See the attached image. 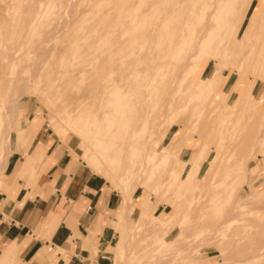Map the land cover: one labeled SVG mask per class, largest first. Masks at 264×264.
<instances>
[{"label":"rangeland","instance_id":"1","mask_svg":"<svg viewBox=\"0 0 264 264\" xmlns=\"http://www.w3.org/2000/svg\"><path fill=\"white\" fill-rule=\"evenodd\" d=\"M67 1L0 0V128L2 132L8 123H12V129L8 134V144L6 147H0V155L3 153L9 160L11 153L17 150L26 156L25 162L31 156L33 162L31 167L29 170L19 173L17 177L23 178L26 181L27 187L34 186L44 174V165L41 163L43 160L36 165L39 158L37 147L33 153H29L28 151L35 144L37 131L41 130L43 133L50 135L52 140L56 141V145L60 148L59 150H66L72 158L88 166L94 173L103 176L109 185L120 194L122 199L115 215L125 211L128 217L124 222L114 221L117 235L111 249V264H123V262L124 264H133L134 262L135 264H264V143H258L253 153H251L250 147H246L247 149L244 150L241 145V141L244 139L243 135L246 134V129L251 127L253 121H255L258 130L264 129V102L263 104H259L257 110L251 108L243 112H231L230 109L225 107L224 102H220L215 111H213L214 106L211 105V98L204 101L192 98L193 101H190V104L189 100L191 99L185 100V103L188 102L186 110L175 112L174 117L181 118L185 123L187 141L197 142V147L206 144L209 157L203 161L199 170L198 179L196 180L198 188H196V185H193L188 187L189 190L182 188L179 191L177 184H171L169 179L163 180L167 177V173L163 167H158L160 168V173L157 172L158 168L155 170L159 176L162 173L160 177L158 174L155 176L156 178L159 177L160 179H157L161 181L160 187L156 186L155 188L156 194L162 197L160 199L157 195L153 196L154 202L157 201V198L160 199L154 209V217L161 216L160 214L165 212H174L172 202H176L177 200L181 207V211L178 214L181 222L179 223L180 225L174 227L172 232L167 236V239L171 241L179 235V240L184 239L182 243L184 246L189 243V246H185L183 250H178L177 244L174 242L173 244L171 243V247H163L157 242L155 231L149 226L150 223L147 224L146 222L144 224L147 220L143 215H141V217L143 216V220H141L142 218L139 219L140 216L138 217V215L141 213L139 212L138 214L137 210H134L135 202L138 203L141 199L140 195L144 191L148 193L149 191L140 186L134 192L131 191V187L125 188V182L120 177L119 171H116V176L111 178L107 177L106 174H101L94 166L84 161L82 150L76 137L69 139L64 136L65 139L62 140L64 138L63 135H59L53 127L52 122L56 121L59 124L64 116L72 111V114H70L72 115L71 120L75 118V122L78 123L76 124L78 133L107 135L110 140L115 135L121 136L123 134V123L121 120L118 119L115 123V120L112 118L111 112L118 109V106H113L116 99H111L109 103L108 96L105 94L106 80L109 77L108 71L111 66H115L118 63L120 58V50H116L115 41L113 40L112 42V39L108 41V23L102 16V13L97 12L106 0H74V3H70L73 0ZM257 1H253L250 12ZM113 2L117 3L116 0H113ZM235 3H239V8L245 5L243 0H232V8L235 6ZM68 4L73 5L74 8H71L74 11L71 8L69 9L72 5L69 6ZM66 5L69 6L68 9ZM65 8L73 12L72 18L69 25L63 29L60 28V30L59 23L62 20V14L63 12H67ZM36 10L37 15H35ZM121 13L125 15L128 14V11L123 10ZM22 14L24 17H22ZM248 16L245 21H248ZM56 24L58 25L57 27ZM51 31L54 32L51 33ZM56 31L60 32L59 38L52 39L48 43L50 49L44 54L39 55L42 44L46 42L50 35L57 36L55 34L57 33ZM256 42H264V37L261 36L258 38V41L256 39L254 43ZM16 48L18 49L19 60L13 65L9 60L8 54ZM228 52L230 54L224 57L223 67L230 66L232 68L236 56L232 55L231 50H228ZM245 53H247L249 61L256 59L255 56H251L254 54H251L249 49ZM109 57H111L109 59L111 62L109 63L108 61L107 65H104ZM240 57L238 56L237 60ZM37 61L41 67L33 74L32 65ZM213 64L214 61L211 60L208 65L209 69L213 67ZM223 70L229 77L232 76L233 79L236 76L235 71L231 69L224 68ZM28 79H31L30 91L24 97L19 98L21 108L16 114H13L12 111L6 113L7 104L20 96V88ZM125 89H127V86L124 87ZM225 92L228 96H231L232 86ZM235 97L236 93L229 100L230 106H232ZM81 102L85 105L78 110L79 103ZM144 105L149 106V102H145ZM93 112L98 113L97 119L99 122L94 129H89L86 126L85 118L88 113ZM197 112L201 113V115L199 116ZM242 113L244 114L242 115ZM242 117L247 120V125L244 126L247 127L246 129L241 125H244L245 122ZM34 118H38L41 125L34 127L32 130L30 126L31 120H34ZM226 118L229 120L227 124L229 123L232 134L222 139L218 128L224 126L223 120ZM236 118H239V120ZM240 125L243 127H241L243 135L241 134L242 131H239ZM211 128L213 129L211 130ZM176 129L177 125H174L166 137V142ZM3 137L4 134H2L1 140ZM229 139H232V159L225 158V160L219 161L214 171L211 168L210 159L213 155L217 154V145L224 144ZM237 141L240 142L238 143ZM215 146L216 148H214ZM234 146H236V149L233 148ZM43 148L45 149L46 146ZM192 150V146L184 145L180 156L183 159H187L191 155ZM234 152L237 153H235V156H233ZM108 153L112 154L113 152L109 150ZM236 161L237 163H235ZM7 164H0V182L8 177L10 179L13 178V174H10L11 169H7ZM236 164L237 168L234 166ZM120 166H118V170ZM218 171L221 172L219 173ZM205 173L209 174V176L212 175V179L206 175L207 178H210L208 180L205 177ZM207 180L208 182L210 181L209 184H207L208 182L205 183ZM213 180L216 181L214 182ZM163 191L167 192L163 193ZM197 194L198 196L203 195L205 200L200 197L198 198ZM195 196L199 201L195 199ZM205 197H209V199ZM200 199L203 200L202 204L200 203ZM199 203L200 207H197L198 209L193 208L196 205L199 206ZM204 204H206V209L204 208ZM209 205L210 207H208ZM133 207L134 209L131 211ZM201 208L206 213L201 211ZM197 211L202 212L201 214L199 213L202 217L200 220H198L200 216H198ZM183 212H185L184 215L182 214ZM194 212L197 214H194ZM129 213L130 215L128 216ZM228 215L231 221L226 226L224 225L221 230H218L217 233L214 230L217 228L216 223L219 224ZM196 218V221L192 220ZM140 220L141 223H139ZM194 222L196 223L194 224ZM211 222L215 223V225ZM138 224L146 226H137ZM197 225L201 227V231H199ZM203 225L204 227H202ZM149 227L152 229L151 231H149ZM181 227L183 231H181ZM206 227H210L211 231L214 230L212 231L213 233L208 229L206 230ZM195 228L197 232L194 234L191 229L196 231ZM187 231L191 237L189 235V237L186 236L188 233H184V236L183 232ZM150 232L154 238L149 235ZM153 239L156 241H153ZM154 242L157 247L160 246L158 248L161 251L159 249V251H155L157 247L151 246ZM148 246H150V251ZM152 248L154 249L152 250ZM164 248L168 249V251ZM131 252L134 256L130 255ZM152 252H155L154 255ZM139 253L143 254L140 255ZM164 253H168V256H171L172 253L175 255L173 254L172 258H168ZM155 255L162 258H157L156 261Z\"/></svg>","mask_w":264,"mask_h":264},{"label":"bare ground","instance_id":"2","mask_svg":"<svg viewBox=\"0 0 264 264\" xmlns=\"http://www.w3.org/2000/svg\"><path fill=\"white\" fill-rule=\"evenodd\" d=\"M116 1L117 3L113 2V0H106L97 12H101L108 23V41L112 39L113 42L114 40L116 50H120L118 63H116L115 66H111L108 71L109 77L106 80L105 94L108 96L109 103L111 99H116L113 106H118V109L113 110L111 113L115 123L118 119L123 123V134L121 136L115 135V137L110 140L107 135L78 133L76 125L78 123L75 122V118L71 120L72 115L70 114H72V111L66 114L59 124L56 121L52 122L53 127L56 129L55 131H57L59 135H63V137L66 136L69 139L76 137L79 141V147L82 150L84 161L94 166L101 174H106L107 177L111 178L116 176V171H119L120 177L125 182V188L131 187V191L133 192L138 186L146 188L149 193L144 191V193L140 195L141 199L138 203L135 202V209L133 207L131 211L133 209L137 210L138 214L139 212L141 213L138 215V217L140 216L139 219L144 216L147 220L144 224L146 222L147 224H151H149V226L155 231L157 242L160 245L168 247L174 242L177 244L178 250H183L189 243L184 246L182 244L184 239L182 238L179 240V235L174 239L175 241L167 239V236L172 232L174 227L180 225L179 223L181 222L178 217L181 211L178 201L172 202V206L175 210L174 212H165L160 214L161 216L154 217V209L162 197L156 194L155 189L156 186L158 187L161 185L159 177L162 173L159 176L158 173L161 171L158 167H163L167 173L166 175L168 178H162L163 180L166 181L169 179L171 184H177L179 191L182 188L188 189V187L196 185L199 170L203 161L208 159L209 152L206 148V144L197 147V142L187 141L185 123L181 118L177 116L174 117V115L176 111L186 110L188 102L185 103V100L191 99L189 100L190 104V101H193L192 98H197L202 101L211 98V105L214 106L212 109L213 111H215L220 102H224L225 107L230 109L231 112H243L251 108L257 110L259 104H263L264 42L254 43V41L256 39L258 41V38L261 36L264 37V0H258L251 12L250 9L254 0H243L245 5L242 8H239V3H235V6L232 8V0ZM74 2V0L73 2L70 1V3ZM121 2L122 4H120ZM68 5L70 6L72 4ZM69 6H67V9ZM71 7L74 8L72 5L69 9ZM123 10H127L128 14L123 15L121 13ZM23 11H25V9H23ZM72 11H74V9H72ZM72 11L67 10V12H63V14L61 12L62 20L59 23V29H63L69 25L72 18ZM115 11L117 12L116 14ZM23 14L22 17H24ZM35 15H37V10L35 11ZM247 16L248 21H245ZM57 26L56 24V27ZM55 29L58 30L57 28ZM59 31L55 33L57 36L53 34L50 35L46 42L42 44L39 55L44 54L50 49L48 43L60 35L61 31ZM53 32L51 31V33ZM247 49L251 51V54H254L251 56H255V60H248V55L245 53ZM228 50H231L232 55L236 56L232 68L228 65H226L228 67H223L224 57L230 54ZM238 56L241 57L237 60ZM8 57L11 64L14 65L17 63L19 60L18 49L16 48L9 53ZM110 58L111 57L108 58L104 65H107L108 61L109 63L111 62V60H109ZM211 60L214 61V64L213 67L209 69L208 65ZM40 67L41 65L38 61L34 62L32 65V73L34 74ZM224 68L235 71L236 76L234 79L232 76L229 77V75L226 74L223 70ZM246 74L249 75L247 76ZM30 85L31 79H28L20 88V96L18 94L19 97L17 99H13L7 104L6 113L12 111L13 114H16L18 112L21 108L19 98L24 97L26 93L30 91ZM125 86H127V89L124 90ZM231 86L232 95L228 96L225 91L230 89ZM235 93L236 97L232 102V106H230L229 100L233 98ZM218 94L219 96H217ZM145 102H149V106H145ZM84 105L83 102L79 103L78 110ZM122 107L124 108L122 109ZM158 112L159 114H157ZM198 114L199 116L201 115V113ZM243 114L244 113H242V115ZM193 115H195V113H193ZM97 116L98 113L95 112L87 114L85 119L86 126H88L89 129H94L98 124L99 120ZM249 117L251 118L250 115ZM236 119L239 120V118ZM242 119L240 120L244 122V125H241L244 127L247 125V120H245L244 117H242ZM227 122H229V120L227 118L224 119V126L218 128L222 139L232 134V129ZM40 123L38 118H34V120H31V129L33 130L34 127L41 125ZM174 125H177V129L166 142V137L169 135ZM241 125L239 126L240 132L242 131ZM244 128L246 129L247 127ZM11 129L12 123H8L3 132L0 128V147L7 146L9 141L8 134ZM212 129L213 128H211V130ZM246 130V134L244 135L242 134L243 131L241 132L244 136L241 145L244 150L247 149L246 147H250L251 153H253L258 143H264V129L261 131L258 130L255 121H253L251 127ZM201 132L204 133L203 130H201ZM2 134H4V137L1 140ZM64 139L65 137L62 140ZM235 144L237 145V143ZM184 145L193 147L191 155L187 159H183L180 156V152ZM217 146V154L213 155L210 159L211 168L213 170L217 167L216 165H218L219 161L225 160V158L232 159V139L226 140L224 144L222 143ZM214 148H216V146ZM233 148L236 149V146ZM107 150H111L113 153L109 154ZM235 153L236 152H234L233 156L237 154ZM7 163L8 158L1 153L0 164L6 165ZM32 163V158L29 156L26 162H22L18 171L23 173L29 170ZM235 163H237V161ZM119 165L121 166L118 170L117 168ZM234 166H236V168L238 167L237 164ZM155 170H157L158 173ZM218 172L220 173L221 171ZM156 174H158L159 177L157 178L159 179L155 177ZM206 175L209 176V174L205 173L206 178ZM211 176L212 175L209 177ZM209 177L207 178L208 180H210ZM208 180L205 181V183H207ZM200 182L203 183L202 181ZM209 183L210 181L207 184ZM198 187L199 186L196 185V188ZM166 192L163 191V193ZM154 195L160 198H157L156 202H154L155 199L153 200ZM196 196H198V194ZM201 196H198V198L204 199V196ZM209 197L205 198L209 199ZM198 198L196 197L195 199L199 201ZM202 201L203 200H201L200 203ZM200 203L199 206L196 205V207L194 206L193 208L200 207ZM210 205L208 207H210ZM205 207L206 204H204V208ZM201 209V211L205 212L203 208ZM185 212L182 214L184 215ZM197 213L198 216H200L202 212L197 211ZM197 213L194 212V214ZM191 214H193V212H191ZM129 215L130 213L128 216ZM141 215L143 216L141 217ZM229 215L226 218L224 217L219 224L216 223L217 228L214 229L216 232L221 230L224 225L226 226L229 224L231 221ZM195 216L198 218L197 215ZM115 218L116 221L124 222L128 217L125 211H123L122 213L116 214ZM197 218L192 220L196 221ZM200 218L202 217L200 216L198 220H200ZM141 220H143V218ZM141 220L139 223H141ZM195 223L196 222H194V224ZM211 223L215 225V223ZM144 224H138L137 226H146ZM208 226H210V224H208ZM202 227H204V225ZM151 228L149 231L152 230ZM198 228L199 231H201V227ZM209 228L210 227H206L205 229L210 230ZM191 230L194 234L197 232L196 228V231H194V229ZM191 230L190 232L192 234ZM142 231L144 232V230ZM181 231H183V229ZM199 231L198 233L201 234ZM184 233L187 234L188 231L183 232V234ZM149 235L153 237L151 232ZM188 235L190 236L189 233L186 236ZM153 241L156 240L153 239ZM151 246L157 247L155 242ZM158 247L155 251L160 250ZM148 248L150 251V246H148ZM153 249L154 248H152V250ZM161 249L163 250V248ZM166 250L168 251V249ZM46 251L48 252L49 249ZM154 253L152 252L153 255ZM174 253H172V255ZM139 254L141 255L143 253ZM165 254L166 253H164V255ZM130 255L134 256L132 252ZM169 255L171 254L169 253ZM171 256H168V258H172ZM157 258L159 257L156 256V261ZM133 264H135V262Z\"/></svg>","mask_w":264,"mask_h":264},{"label":"crops","instance_id":"3","mask_svg":"<svg viewBox=\"0 0 264 264\" xmlns=\"http://www.w3.org/2000/svg\"><path fill=\"white\" fill-rule=\"evenodd\" d=\"M36 147L44 174L34 186L17 177V150L13 178L0 182V264H111L120 194L41 130L28 152Z\"/></svg>","mask_w":264,"mask_h":264}]
</instances>
